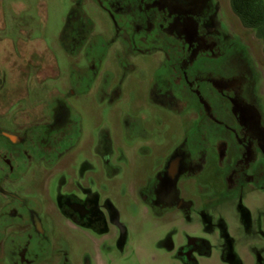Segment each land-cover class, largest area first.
Instances as JSON below:
<instances>
[{
	"label": "rangeland",
	"instance_id": "1",
	"mask_svg": "<svg viewBox=\"0 0 264 264\" xmlns=\"http://www.w3.org/2000/svg\"><path fill=\"white\" fill-rule=\"evenodd\" d=\"M152 1L0 0V124L11 128L15 119L43 121L47 116L39 102L48 108L61 101L71 118L81 116L83 127L82 138L52 170L31 167L20 193L35 210L40 229L27 239L34 230L27 220H0V264H97L98 256L108 260L113 249L109 238L85 231L55 208L58 177L69 164L73 180L108 197L129 227L128 264H230L226 251L236 253L244 264H255L256 253H264V186L251 181L231 196L226 194L235 190L240 173L264 174V142L250 138L230 99L238 97L250 105L264 129L262 40L241 24L230 0H161L159 8L152 7ZM174 2L187 11L170 12ZM73 15L79 16L74 30L69 29ZM174 16L181 22L185 16L195 19L207 45L188 63L191 50L171 26ZM36 47L42 54L30 58ZM20 71L14 84L11 75ZM215 78L234 81V89L221 91ZM25 79L35 103L13 119L15 107L5 109L21 100L25 88L15 85L22 86ZM151 88L166 93L169 109L153 103ZM192 118L198 121L186 139L187 148L193 156L210 148L204 178L221 182L217 151L210 146L223 140L218 166L223 179L231 174V180L228 188L224 181L223 190L203 185L201 192L221 201L191 206L185 222H178L162 213L171 201L160 204L154 214L157 208L152 209L148 199L158 170L184 141ZM119 126L125 128V139L137 143L138 151L131 157L122 152ZM247 150L250 164L244 167ZM102 155L117 161L105 168L110 179L104 180L100 164L91 173L96 184L77 175L83 161L95 164ZM141 180L144 183L137 184ZM6 200L0 196V207ZM189 223V231L182 228Z\"/></svg>",
	"mask_w": 264,
	"mask_h": 264
},
{
	"label": "flooded vegetation",
	"instance_id": "2",
	"mask_svg": "<svg viewBox=\"0 0 264 264\" xmlns=\"http://www.w3.org/2000/svg\"><path fill=\"white\" fill-rule=\"evenodd\" d=\"M168 1V3H171V0ZM160 2L161 0H154L150 5L159 8ZM172 4H175V2ZM173 7L175 9L170 12H174L176 15L177 13L187 11V7H183V10L179 4H175ZM179 15L180 14H178V16ZM177 17L174 16V21L171 23V26L177 27V33L184 36L187 46L191 50V58L187 59L188 63L193 59L195 53L199 52L205 46L207 47V45L199 35L195 19L185 16L181 22ZM78 18L79 16L77 15L71 17V23H73V25L71 24L69 29L74 30V28H76L73 26ZM116 31L119 32L117 28ZM77 34L79 36V31H77ZM72 40H74V38H72ZM215 81L217 88H220L221 91L234 89V81L225 82L218 78H215ZM194 90H196V88H194ZM151 95L154 103H158L169 109L168 107L170 106H168L169 104H166L165 101L167 98L166 93H160V91L151 88ZM230 99L234 104L233 112L235 111L234 113H237V116L241 118L240 121L242 125L246 127L250 138L253 137L262 145L264 142V129L259 127V118L252 110V107L243 103L238 97L237 99L232 97ZM41 110L42 113L47 116L43 121L28 123L27 120L19 122L15 119L10 121L11 128L4 127L0 124V196L3 199H7V203L0 207V220L11 218H22L27 220L30 226L34 228L32 232H28L30 236H27V239H31V233L35 234L37 232L36 229H40L41 225L35 210L27 203L20 193V191L23 190L21 187L29 178L28 174L33 172L31 167L37 165L52 170L53 166L56 165L58 161L57 159H63L65 155L74 148L83 135L81 116L77 113V118H71L70 109L65 102L54 101L48 108H42ZM196 126L197 123L189 133L184 135V141L175 148L167 162L158 170L156 180L151 188V197L148 199V205L151 206L152 209L157 208L158 210L160 204L165 205L171 201L166 209H180L184 212L186 217L190 214V207H193V202L189 199L185 200V198L180 196L177 182L179 177L194 175L205 169L207 166L208 150H210V148H208V150H203L201 148L202 152L199 153L200 155L193 156L190 149L187 148L186 139L189 134L195 130ZM130 128L132 130L135 127ZM122 129L125 132V128L122 127ZM128 144L131 145V143ZM210 147L217 151L218 157L215 158L217 172L223 176L218 164L221 165L222 163L225 143L223 140H220L217 145ZM137 151L138 148L136 147V152ZM250 156L251 154L249 150H247V155L244 158V167H248L250 164ZM44 158H50L51 160L47 161L44 160ZM111 158V156L102 155L101 161L94 162L95 164L83 161L80 164V168L77 169L79 172L77 175L82 179L89 178L92 183L96 184L95 177H93L91 173H94L95 165L100 164L101 167H99L102 169L105 179H110L105 168L108 165L111 166L113 163H117L116 159L112 161ZM72 166L73 165L69 164L66 173L63 175L62 173L59 174V183L53 201L55 208L66 219L75 223L78 227L83 228L85 231L93 235H99L110 239L109 245L113 244V249L109 250L108 260L105 261V264H128L125 258L129 255V250L127 248L130 243L129 227L119 219L118 212L112 206L108 197H101L100 194L102 193L92 190L86 182L76 179L73 180L74 169H72ZM176 167L181 170V173L176 178L175 186L170 188L168 186L169 175H171V171L174 168L177 169ZM62 169L61 167L59 171H62ZM240 174L242 175L241 178H235L237 179V182H235V190L231 189L232 191L230 192L232 193L226 191L227 195L231 196L234 192L238 191V189L242 190L243 187L251 181H254L259 187L264 186V174L261 172H258L257 175L256 173ZM230 175L231 174H226L223 179L227 188L228 185H230ZM258 176L261 180L256 179ZM204 186L209 188L210 185ZM28 244H30V242H28ZM135 247L137 248L138 246L136 245ZM225 253L226 257L232 262H230V264H244L243 261H241V257L236 253L231 251H226ZM117 254L119 255L118 257ZM255 257V264H264V253L257 252ZM123 259H125V261Z\"/></svg>",
	"mask_w": 264,
	"mask_h": 264
},
{
	"label": "crops",
	"instance_id": "3",
	"mask_svg": "<svg viewBox=\"0 0 264 264\" xmlns=\"http://www.w3.org/2000/svg\"><path fill=\"white\" fill-rule=\"evenodd\" d=\"M38 49H37V47L35 49H33V52L31 54H29L30 58L33 57L32 55L35 54V53L37 55L42 54V50L40 49V47H38ZM135 57H137V56H134L132 60H134ZM29 61H31V60H29ZM104 61H105V58H104L103 63H102L103 66H104ZM36 72L39 73V74H37L38 76L42 77L41 70L39 71L37 69ZM103 73H104V69L103 68L99 69V73L98 74H100V76H102ZM20 74H21V71L18 72L17 74H16V72H14V74L11 75V77H13L12 81H13L14 84L16 83V81L14 79H16L18 77H21V76H19ZM43 76H45V75H43ZM40 77H38V78H40ZM4 80H6V76L3 77V81ZM15 86H17L18 88L19 87L20 88H25L24 89L25 92H23L22 96L20 97L21 100L10 102L9 105L5 109V111H9L10 109H12L11 106L15 107V110L17 112L11 115V117L13 119L14 118H20V116H19L20 115V111L19 110H21L22 108L23 109L28 108L32 103H35V102H32L30 100V93H31L32 90H31V85L27 86V80H26L25 83L23 82L22 86H18V85H15ZM2 87H5V84H3L1 86V88ZM87 90H88L87 92H90L92 90V88L89 87V89H87ZM45 93L46 94H51L52 91L46 90ZM39 103H40V109L46 108V106H45L46 102H44L43 104L41 102H39ZM155 104L159 105L158 103H155ZM159 106H161V105H159ZM161 107H163V106H161ZM163 108L167 109L165 107H163ZM2 109H4V108H2ZM196 123H197V118H192L191 119V124H190L189 128L187 129L188 131H186L185 134L189 133L193 129V127L196 125ZM117 130H118V135L120 136V140H121V137H123L122 140H121L123 142V143H121V146L123 148L122 150L124 152V155L126 157H129V156L131 157V156L135 155V153H137L136 152L137 143L134 142L135 140H133V142H132V140L130 141L128 139H125L124 138L125 132L123 131L122 127L119 126L117 128ZM128 143H131V145H129ZM132 143H134V144H132ZM133 147H134L135 150L132 149ZM111 157H112L111 158L112 161H114L113 160V159H115L114 156H111ZM204 171H205V169H203L201 172H198V173H196L194 175L182 176V178H180L178 180V182H177V185H178L177 188L180 191V196H182L185 199L191 200L193 202V207L194 206L198 207V205H202V204L204 206H206V207H209L210 205L218 202V201H215V199H211L208 195H206L203 192H201L202 189H204L202 187L203 185H210V186H212L214 188L220 187V190H223L225 188L223 186L224 182H223V176L221 174H219L221 182L220 183H216L213 180L211 181V179H205L204 176H203L204 175ZM108 179H105V181L108 180ZM143 183H144V180H141L137 184L142 185ZM157 213H159L158 210H155L154 214H157ZM162 213L163 214L165 213L167 216H171V218H173L174 221H178V222L183 221V222H185L186 216H185L184 212L181 211L180 209L167 208V209H164V211H162ZM162 213L160 215H163ZM191 227H192V225L189 223V224L183 225L182 228L189 231L191 229ZM97 256H98V254H97ZM97 264H105V261L102 260L101 257L98 256Z\"/></svg>",
	"mask_w": 264,
	"mask_h": 264
},
{
	"label": "trees",
	"instance_id": "4",
	"mask_svg": "<svg viewBox=\"0 0 264 264\" xmlns=\"http://www.w3.org/2000/svg\"><path fill=\"white\" fill-rule=\"evenodd\" d=\"M230 7L246 28L255 30L264 53V3L261 0H230Z\"/></svg>",
	"mask_w": 264,
	"mask_h": 264
},
{
	"label": "water",
	"instance_id": "5",
	"mask_svg": "<svg viewBox=\"0 0 264 264\" xmlns=\"http://www.w3.org/2000/svg\"><path fill=\"white\" fill-rule=\"evenodd\" d=\"M177 169H173L171 171V175H169V181H168V186L174 187L175 183H176V178L178 177V175L181 173V170L178 169V167H176Z\"/></svg>",
	"mask_w": 264,
	"mask_h": 264
}]
</instances>
